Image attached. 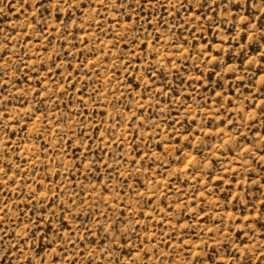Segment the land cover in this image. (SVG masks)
I'll return each instance as SVG.
<instances>
[{
  "label": "rangeland",
  "instance_id": "rangeland-1",
  "mask_svg": "<svg viewBox=\"0 0 264 264\" xmlns=\"http://www.w3.org/2000/svg\"><path fill=\"white\" fill-rule=\"evenodd\" d=\"M0 264H264V0H0Z\"/></svg>",
  "mask_w": 264,
  "mask_h": 264
},
{
  "label": "snow or ice",
  "instance_id": "snow-or-ice-1",
  "mask_svg": "<svg viewBox=\"0 0 264 264\" xmlns=\"http://www.w3.org/2000/svg\"><path fill=\"white\" fill-rule=\"evenodd\" d=\"M65 2H67V0H65Z\"/></svg>",
  "mask_w": 264,
  "mask_h": 264
}]
</instances>
